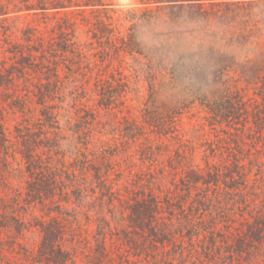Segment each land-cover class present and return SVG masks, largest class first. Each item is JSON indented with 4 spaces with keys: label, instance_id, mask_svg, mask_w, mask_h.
Listing matches in <instances>:
<instances>
[{
    "label": "trees",
    "instance_id": "obj_1",
    "mask_svg": "<svg viewBox=\"0 0 264 264\" xmlns=\"http://www.w3.org/2000/svg\"><path fill=\"white\" fill-rule=\"evenodd\" d=\"M140 2L145 9L125 13L124 35L108 0H0V43L9 45L0 95L22 115L10 140L0 103V153L20 155L26 180L24 192L13 190L0 171V264H264V63L221 53L204 27L264 0ZM31 15L57 20L44 33L28 25L11 41L5 23ZM73 16L93 43L78 39ZM123 55L145 59L150 71L154 63L162 87L223 85L219 96L196 99L214 134L202 145L204 166L194 165L196 145L178 136L181 111L158 103L154 75L142 120L118 118L129 109L128 79L113 67ZM66 105L77 109L70 131L82 145L71 159L59 113ZM27 206L47 217L32 225L41 234L32 250L18 241L29 229Z\"/></svg>",
    "mask_w": 264,
    "mask_h": 264
},
{
    "label": "rangeland",
    "instance_id": "obj_2",
    "mask_svg": "<svg viewBox=\"0 0 264 264\" xmlns=\"http://www.w3.org/2000/svg\"><path fill=\"white\" fill-rule=\"evenodd\" d=\"M109 3L112 4L110 7L111 10H114L112 13L116 19L120 18V27L121 31L124 35H126L128 24L124 23L125 13L130 10H142L145 9L140 0H108ZM249 15L246 17V14ZM240 17L237 20H233L232 18H228L226 20L217 18L211 19L208 24H205L204 27H212V39L214 41V45L219 48L221 53L228 55L230 58H234L237 62L245 63L247 61H254L257 63H264V6L258 5L255 8H251L246 11H241L239 13ZM57 19H45L42 16L40 17H21L19 19L9 21L5 23V25L10 26L11 35L10 40L16 41V38L22 37V30L25 29L28 25H31V28H37L40 33H44L48 30L49 26H52L56 23ZM72 20L77 23V37L82 43H93L91 39V34L87 33V30L84 29L80 24L82 22V18L77 16H73ZM238 20L249 21L248 24L242 25L238 23ZM185 24L183 29L190 31L194 28V30L199 29V25L195 24ZM0 28V32H1ZM2 39V38H1ZM150 39H153L151 33H144L141 36L142 42L146 46H150L152 42L147 43ZM5 47H9V45L5 43H0V59L3 58V51ZM94 47H98L96 43H94ZM148 62L143 60L142 58L137 59L132 58L127 55H123L120 58H116L113 63V67L115 70H120L127 77L129 82V91L127 95V105L129 109L124 111L123 114H118L116 111V115L118 118L122 116H129L136 120H142L143 110L145 109V104L149 98L150 92V80L148 79L149 74L154 78L156 77V81H154V87L158 91L157 93V101L158 103H165L170 106H174L178 110L181 111L179 115V138L183 141H188L197 147V153L195 154L194 165H202L204 166L203 161V151L204 148L202 145L206 142L207 139H211L214 134L212 133L211 127L208 126V111L207 109L200 105L199 101L196 100L197 97H205L207 99H212L221 94L223 90L222 86H217L214 88L203 89L201 92L196 93L195 87L188 86L183 84H178L177 87L173 88L170 85L169 80L166 81L168 84L167 87H162L159 85V80L161 73L158 72V68L151 64L152 70H148L146 64ZM239 70V69H238ZM154 75V76H153ZM234 75V71L231 73ZM236 77L238 74L236 73ZM158 78V80H157ZM156 82V85H155ZM234 85V84H232ZM240 87L245 86L244 80H240L238 82ZM69 88L68 90H70ZM254 91L249 92V96H252ZM4 101V102H2ZM0 103H2L3 114L6 115L4 120L1 121L3 124V128L5 130L6 136L11 140H14V137H11L15 132V127L22 121V115L14 110L9 109V101L8 99L2 97L0 95ZM89 103L91 105L96 103V97H91ZM71 107V108H70ZM8 110V111H7ZM77 109L73 108L71 105L63 106V108L59 111L61 125L63 127V134L65 135L67 141L64 143L63 150L67 153L69 159L74 158L77 155L78 150L82 147L81 144L77 143V139L73 137L70 128L74 125L77 120L76 115ZM38 113V109L36 114ZM104 111H101L100 115H102ZM112 123L116 122V117L108 116L105 118ZM0 124V126H2ZM112 135L108 137H97L101 142H110L112 140ZM167 144L171 146V149L178 146V141H167L163 139ZM100 146V143L97 144ZM13 150L15 148L13 147ZM11 153V152H10ZM169 152H163L159 156V161L162 164H166L168 160ZM8 160V168L9 173L6 171V167L4 166V159ZM142 163L139 162V165ZM139 169V168H138ZM0 171L2 175H9L11 187L13 190H18L20 192H24L25 190V178L22 177L23 171L25 172V165L21 160L20 155L9 154L8 157L5 156L4 151L0 153ZM170 179L166 180L164 184L168 185ZM16 192V191H15ZM21 218L27 224L28 228L22 237L18 238V241L26 248L32 250L35 249L41 240V234L39 230L32 226L35 223L36 219L45 218L46 215L42 213L38 208L33 206L28 207L21 212Z\"/></svg>",
    "mask_w": 264,
    "mask_h": 264
}]
</instances>
